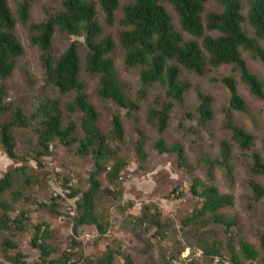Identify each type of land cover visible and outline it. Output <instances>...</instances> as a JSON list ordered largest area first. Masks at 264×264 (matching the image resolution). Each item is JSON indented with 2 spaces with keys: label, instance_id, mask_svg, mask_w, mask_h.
I'll use <instances>...</instances> for the list:
<instances>
[{
  "label": "trees",
  "instance_id": "obj_1",
  "mask_svg": "<svg viewBox=\"0 0 264 264\" xmlns=\"http://www.w3.org/2000/svg\"><path fill=\"white\" fill-rule=\"evenodd\" d=\"M163 1H167L179 15V25L191 36L185 38L175 29L172 17ZM220 10H205L208 0H128L121 5L120 0H63L57 11H47L39 22H29L32 0H20L13 13L8 0H0V80L9 77L15 67L17 58L23 55L24 48L19 41L15 28L17 22L28 23L29 40L40 51V62L44 70L43 79L61 94L73 93L72 100L66 104L69 114L80 115L82 137L75 135L76 124L69 120L63 125L62 108L58 99L47 95H38L30 112L4 100L5 87L0 85V114H8L7 120L0 121V153L16 160L14 128H31L35 134L33 143L26 157L40 163L43 156L50 155L49 147L56 141L64 146L78 142L77 153L89 156L92 162L89 173V187L80 192L75 200V213L70 217L72 229L80 226L94 225L99 236H103L110 223L108 211L104 207L97 209L96 198L100 193L98 175L104 173L111 184L119 180L121 171L127 165V158L120 156L122 145L126 141L122 113L127 119L135 122L136 113L146 98V87L160 83L165 87V98L156 97L154 106L146 111V121L162 133L168 126L170 112L176 103L182 104L184 94L191 88V82L183 78L186 71L195 75H204L223 65H232L239 72L242 81L258 98H264L263 81L253 73L243 56L247 52L251 57L264 61V48L259 40L264 41V0H244L247 6L243 13L242 0H213ZM121 9L117 20L116 12ZM116 21L120 27L117 41L123 50V63L127 67H139L141 87L134 97L127 95L125 84L119 78L111 57L116 42L105 33V27L113 26ZM248 23L254 31L250 36L244 28ZM56 31L72 36L83 37L85 47V70L98 75L96 95L101 100L111 101L116 109L111 113L108 126L103 130L99 126V112L90 100L84 82L80 79V57L76 41L70 42L58 56L53 55L52 38ZM216 32L217 34H212ZM219 80L229 92L228 103L222 108V127L228 130L229 136L220 140L218 153L212 157L203 154L196 163L205 167L208 181L194 175L193 167L185 157L183 147L173 142L167 144L163 138L153 143L158 153L174 155L178 167L190 174V191L199 197V205L193 214L186 217L184 227L205 224L208 221L225 226L226 231L238 226L235 217L223 216L219 211L232 207L233 197L221 193L212 183L214 169L220 168L222 176L232 181L235 172V159L242 155L250 159L249 170L252 174L264 175V160L256 149L252 133L237 124L234 111H246L247 102L238 93V80L233 75H225ZM197 97V124L205 127L212 120L213 98L200 88H195ZM186 117H192L190 111ZM145 133L137 128L136 138L132 142V151L138 163L147 158L145 150ZM264 153V142L262 144ZM238 152V154L236 153ZM22 157V156H21ZM27 160L14 169L24 181L31 182L26 174L29 167ZM13 172L7 171L0 177V232L4 233L0 248L5 259L11 264H29L26 256L19 250L18 244L11 237L12 231H19L29 226L32 231L30 246L39 252L43 264H73L74 252L68 248L61 255L53 256L57 248L52 244V231L49 223L40 221L30 223L28 211L12 217L8 203L1 198L5 191L11 190ZM63 185H67V180ZM251 201L258 202L264 198V187L256 182L250 183ZM106 193L111 189L106 188ZM11 198L22 197L20 190H11ZM78 190L71 189L68 197L74 198ZM120 194V192H116ZM56 216H61L58 196L51 197L50 202L40 203ZM158 227L161 225L154 217L143 218ZM239 232V231H237ZM6 234L9 235L6 236ZM238 248L229 236L228 251L231 264H245V260H256L260 253L244 237L236 235ZM74 244V243H72ZM205 256L219 257L220 244L214 241L211 245L198 244ZM260 245L264 247V231L260 235ZM15 251L14 254L11 252ZM115 255H122L113 246H106L99 264H113ZM162 264H172V257L166 256ZM217 264H222L221 260Z\"/></svg>",
  "mask_w": 264,
  "mask_h": 264
},
{
  "label": "rangeland",
  "instance_id": "obj_2",
  "mask_svg": "<svg viewBox=\"0 0 264 264\" xmlns=\"http://www.w3.org/2000/svg\"><path fill=\"white\" fill-rule=\"evenodd\" d=\"M15 13L16 3L20 0H8ZM63 0H32L29 22H39L46 16V12L57 11L61 8ZM243 1V13L246 14L247 6ZM128 0H120L121 5ZM167 11L172 17L176 30L191 39L179 25V15L173 7L163 1ZM205 10H220L213 1L208 0ZM121 16V9L116 12L117 20ZM244 28L250 36H254L253 29L248 23ZM120 27L118 22L105 27V33L111 35L116 45L111 52L114 66L119 78L125 84L128 96L134 97L141 87L139 67H127L123 63V50L118 44L117 37ZM15 33L21 42L24 53L17 58L13 73L5 80H0L4 85V100L12 105L19 106L30 112L33 102L38 95H47L58 99L62 108L63 125L69 120L76 124L75 135L82 137L80 129V115L69 114L66 104L72 100L73 93L61 94L43 79L44 70L40 62V51L29 40L28 23L17 22ZM212 34L216 35V32ZM76 41L79 51L81 71L80 79L86 86V91L91 101L94 102L99 112V126L105 130L108 126L111 113L117 108L111 101L101 100L96 95L98 75L85 70V47L83 37L72 36L56 31L52 38L53 55L58 57L67 45ZM264 48V41L259 40ZM249 69L263 81L264 89V61L251 57L243 52ZM233 75L238 80L237 90L247 102L246 111H234L233 117L237 124L243 126L253 134L256 149L264 160L262 144L264 142V98L256 97L250 89L240 81L239 72L233 70L232 65H223L204 75H195L183 72V78L191 82V88L184 94L182 104L176 103L170 112L167 128L159 133L146 121V111L154 106V99L165 98V87L160 83H153L146 87V98L141 108L137 111V120L133 122L122 113L126 141L121 146L120 156L127 158V165L121 171L119 180L111 184L104 173L98 175L100 193L96 198V207H104L108 211L110 227L103 236H99L94 225L80 226L72 229L71 216L75 213V200L80 192L89 187V173L92 162L89 156L77 153L78 142L64 146L55 142L49 147L50 155L43 156L40 163L26 157L33 143L35 134L31 128H14L16 152L19 158L10 159L5 153H0V177L5 172H13L11 190H20L22 197L18 200L11 198V190L5 191L1 198L9 205V214L12 217L21 211H28L30 223L45 221L49 223L52 231V244L57 248L53 255L59 256L64 250L72 248L73 264H99L97 260L102 257L106 246L111 245L119 250L122 255H115L113 264H162L166 256L172 257V264H231L228 251L229 236L235 242L237 237H244L260 253L256 260H245V264H264V247L260 245V235L264 231V198L258 202L251 201V182H256L264 187V175L252 174L249 170L251 161L244 156L237 155L235 159V172L232 181L222 176L220 168L214 169L212 183L221 193L231 194L232 207L220 209L226 217H235L238 226L232 231H226L225 226L207 222L196 224L194 227H184L182 221L193 214L199 205V197L190 191V174L184 168L177 166L173 154L158 153L153 148V143L158 138H163L167 144L179 143L185 153L187 162L192 165L194 175L203 181H208L206 169L196 163L197 158L203 154L216 156L220 140L227 138L229 132L222 127V108L228 103L229 92L222 82L212 80V76L221 78ZM195 88H200L213 98V118L205 127L197 124V97ZM190 111L192 117H186L185 112ZM8 114H0V121L7 120ZM137 128L146 136L145 150L147 158L138 163L132 151V142L136 138ZM238 154V152H236ZM22 156V157H21ZM27 160L26 174L32 179L30 183L14 169L24 164ZM67 180V185H63ZM106 188L111 193H106ZM71 189L78 190L74 198L68 197ZM120 192L117 194L116 192ZM58 196L61 216H56L40 203H48L51 197ZM154 217L161 225V235L157 234L158 227L153 223L142 220ZM239 231V232H237ZM11 237L19 246V250L26 256L29 264H43L39 259V252L30 246L32 231L29 226L19 231H12ZM4 233L0 232V242ZM6 236L9 237L8 234ZM214 241L219 243V257L205 256L201 245H211ZM74 243V244H72ZM12 254L15 251L11 252ZM0 264L8 262L0 248Z\"/></svg>",
  "mask_w": 264,
  "mask_h": 264
}]
</instances>
